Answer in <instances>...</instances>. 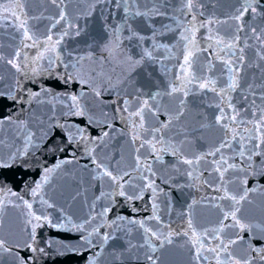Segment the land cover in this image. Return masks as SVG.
Here are the masks:
<instances>
[{
  "label": "water",
  "instance_id": "1",
  "mask_svg": "<svg viewBox=\"0 0 264 264\" xmlns=\"http://www.w3.org/2000/svg\"><path fill=\"white\" fill-rule=\"evenodd\" d=\"M201 2L203 6L196 10L197 27L199 22L209 18L219 21L226 20L234 9L240 6L242 0H201ZM5 3L6 0H0V14H2ZM24 3L23 11L28 14L30 30L43 41L49 34L50 25L54 23V19L49 18L57 17L60 9L49 3V0H24ZM88 3L89 0H65L64 10L68 14V21L83 29L79 36H75L72 29H67L69 35L64 37L57 49V53L63 57L65 62H68V53L82 52L86 47L85 41L92 42L103 23V16L100 14L102 6H98L91 16L84 14L88 10ZM153 3H156L158 7L166 8L168 18L156 17L151 21L138 18L132 23V27L145 36L140 48L152 50L153 44L166 46L159 47L154 51V55L159 57L161 63L152 66H149L148 62L145 63V68L150 77L155 79V84L144 86L140 76H137L134 81V84L140 87L144 93L142 98H148L157 91L161 93L154 101L150 100L149 102L159 105L162 111L155 117L146 113V127L155 125L157 120L166 121L169 114H175L178 99L175 96L164 95V92L167 83L174 81L175 77L180 74L179 65L183 63L186 46L188 49H192V45L181 38V34L191 36V32H184L185 28H191L189 23L191 15L186 9L181 11L184 0H140L141 10H146ZM201 11L203 16L200 15ZM32 17L36 18L32 19ZM244 22L245 30L240 33L241 46H243L244 40H247L250 45L244 50L245 59L249 63L259 62L258 57L255 56L259 42L248 31L247 25L256 26L258 29L264 27V17L252 19L246 15ZM13 23L11 17L7 23L0 21V24H4V27L0 28V44L3 45L0 51L8 58L13 51L22 47L20 44L21 34L9 26ZM146 23H151L157 32L155 38L149 39L152 36V29L145 27ZM235 24V21L228 20L226 24L218 23L211 27L214 33H219L227 40L231 38V34L235 33ZM65 28V22L61 21L55 29L51 30L53 39L62 34ZM160 33L164 34L160 35ZM207 34L205 28H199V31L195 33L197 46L201 49L212 43L205 39ZM140 48L132 47L131 54L135 56ZM218 51L219 49H215L213 45L208 52H195L191 71L198 76L207 72V75L218 78V86H220L227 80L228 74L226 70L221 72V63L216 60L214 54ZM24 52L27 53L29 67H32L31 61L36 55L37 49L27 48L24 49ZM45 55L53 54L45 53ZM220 55L223 58H228L231 54L220 53ZM21 60H23V53ZM210 61L215 67L211 71H207ZM40 66L47 68V61H41ZM153 68L156 69L155 72ZM62 75H64L63 70L57 68L54 73L33 76L31 72H28L27 76H21L16 74L10 65L0 62V76L3 77L0 80V92H10L14 86V79H18L19 86H17L15 95L18 98L23 97L24 101L28 100L30 93L38 92L42 88L48 89L52 94H59V98L49 104L47 101L51 100L52 96H45L42 93L38 99L45 102L37 103L36 100H33L31 105L16 103L6 96H0V119L14 116L17 120L27 121L28 129L37 133L33 137V146H29L27 155H23L16 150L25 148L28 129H18L15 125L6 124L3 132H0V138L4 141L3 144H0V161H8L10 164L8 167H0V200L5 202L3 211L0 212V224H2L0 239H3L6 246L10 247L12 252L18 254L27 264H90L93 259H95V264H114L112 252L122 251V249L114 248L113 245L126 244L129 239L133 243L143 242L142 229H138L135 225H128L126 221H118L120 229H117L115 225L112 227H108V225L117 217L147 220L153 214V204H156L158 206L156 213L160 217V223L151 220L147 222V226L165 233L170 229L173 233V243L165 244L155 253L160 257L158 264H206V262H197L193 259V251L188 243V237L182 233L187 230L189 215L197 231H200L219 225L222 217L220 208H224L225 211L229 210L230 202L213 199L222 194L214 190L219 183L218 175L211 167L201 162L200 168L190 177L186 175L188 166L180 163L179 157L172 156L170 153L162 155V163L157 162L150 150L139 148V141L133 143L132 136L136 133L126 121L119 117L117 110L121 99H131V97L114 89L103 92L100 98L103 103H101L83 85L76 82L65 84L59 78ZM242 75L255 76L257 83L259 82V74L255 68H247ZM241 83L244 84L245 81L242 80ZM21 88L23 91L20 90ZM81 91L86 93L81 103L88 108L90 115L93 116L95 121L93 123H89L88 117L64 115L68 111L69 100L67 97L71 94H79ZM237 100L238 94L234 93L233 102L237 103ZM187 101L185 115L181 117L180 121H174L165 138L171 137V142L177 145L186 156L191 157L212 150L220 142L222 131L214 121L217 110L215 107L208 106L218 102L214 94L207 93L205 95L199 92L189 94ZM257 104H260L259 100H257ZM237 106L240 105L237 103ZM53 115L60 124L78 125L81 128H86L90 138L98 139L105 131H108L109 136L99 146H85L82 143L70 144L67 142L66 132L60 128H52L41 140L40 125L36 118L39 117L47 124L48 117ZM246 127L252 129L251 124ZM184 134H186L185 142L178 144V141L185 139ZM253 135H258V133L253 131ZM230 142L233 144V149L225 148L223 150L226 158L232 157L233 150H240L236 141ZM252 143H249L247 139L243 141V145L247 148L252 147ZM86 147L94 148L93 155L97 162L113 171L114 175H121L125 171L130 174L124 177V181L130 182L125 184V191L130 195L139 194L146 183L141 179L142 172L135 170L136 157L139 156L141 164L145 161L151 164L156 175L150 179H154L158 186L155 199H153L150 189H143L142 198L132 201L119 195L109 198L108 194L115 193L117 189L107 177L99 178L98 174L102 169L96 168L92 162V156L86 154ZM137 148L139 151H136ZM10 154H15L14 160L9 161ZM211 159L213 158L209 157V160ZM255 159L258 163L261 158L256 157ZM62 160L72 162L49 173V182L43 186L42 193L33 197L32 189L44 178L45 170L55 169V165ZM229 162L233 161L230 159ZM235 162L239 163V159L237 158ZM94 176L97 178L94 179ZM197 176L199 179L196 178ZM244 178L243 173L231 170L226 173L225 180H231V183L228 184L229 191L239 196L245 188H264V176H249L246 185L242 184ZM205 181L207 183H204ZM11 193H16V196ZM102 193L104 195H101ZM17 197H23V200L17 199ZM23 201L31 203L32 209H27ZM193 201L196 203L193 204ZM50 204L53 206L49 207ZM214 204H219L220 207H215ZM189 205H191V209H189ZM104 208H111V211L106 216H101L100 213ZM29 211L35 212L38 216L47 217L56 227L42 220L41 226L35 229V238L33 239V225L27 223L31 219L28 215ZM238 215H241L245 222L254 226L253 233H241L244 240L247 241L249 235H258L259 229L264 228V190L250 192L248 201L242 203L241 212ZM89 220L90 223H85ZM33 223L36 222L33 221ZM225 223H231V221H225ZM79 225H83L82 230L78 228ZM97 228L99 232L94 231ZM128 228L132 230L130 234L127 232ZM89 233H92L89 237L92 241L91 246L84 241V237ZM106 233L113 234L117 239L110 240L105 244L102 236ZM229 236L235 238V230L227 229L224 238L227 239ZM155 243L159 247V241H155ZM251 243L257 246L259 244L256 239H253ZM25 244H30L37 251L32 252L24 246ZM242 245L243 242L240 246ZM39 249H43V252H40ZM144 251L146 249H142L139 254L143 255ZM97 253H99L98 257ZM0 264H19V262L9 253L0 252ZM131 264H146V262L141 259L132 261ZM212 264L215 262L212 261Z\"/></svg>",
  "mask_w": 264,
  "mask_h": 264
},
{
  "label": "snow or ice",
  "instance_id": "2",
  "mask_svg": "<svg viewBox=\"0 0 264 264\" xmlns=\"http://www.w3.org/2000/svg\"><path fill=\"white\" fill-rule=\"evenodd\" d=\"M49 3L55 5L60 11L57 17L49 18L54 19V23L50 25L49 34L41 41L30 30L28 14L23 11L25 7L24 0H6L2 14H0V21L7 23L9 17H11L14 23L9 26L21 34L20 44L22 47L13 51L10 58L5 57L3 52L0 51V62L10 65L15 70V73L21 76H27L28 72H31L33 76L42 73H54L55 69L61 68L64 75L59 78L65 84L76 82L79 85H83L101 103H103L100 100L103 92L114 89L123 92L125 96L131 97V99L122 98L117 111L119 117L126 121L136 133L132 136L133 143L139 141V148L150 150V153L154 155V159L157 162H163L162 155L164 153L178 156L179 162L188 166L186 175L190 177L193 175V172H196L200 168L201 162H203L208 167H211L219 177V183L214 190L222 194L213 199L230 202L228 206L229 210L225 211L224 208H220L222 217L219 225L216 227L204 228L197 231L191 216H188L187 230L182 234L188 237V243L191 245L193 251V259L197 262H206V264H212V261L215 264H264V228L259 229L258 235H249L248 240L245 241L241 233H253L254 226L245 222L243 217L238 215L241 212L242 203L248 201L249 193L261 191L264 188H245L243 193L237 196L229 191L228 184L231 183V180H225V174L230 170L232 172L243 173L245 178L242 180V184L245 185L248 182L247 177L249 176H264V27L258 29L256 26L247 25L248 31L259 42V48L255 52V56L258 57L259 62L249 63L246 61L244 50L250 47V45L247 43V40H244L243 46H241L240 37V33L246 27L244 22L246 15L252 19L264 17V3H262V0H242L240 6L235 8L226 20L219 21L209 18L206 21L199 22L198 27L196 10L203 6L201 0H184L181 11L183 12L186 9L191 15L189 22L191 28H185L184 32H191V36L181 34V38L188 41L192 45V49H188L186 46L183 63L179 65L180 74L175 77L174 81L167 83L166 91L164 92V95L169 97H177L178 104L176 111L174 115L169 114L166 121L157 120L155 125L147 127L145 122L146 113L155 117L162 111L159 105L151 104L149 101H154L161 93L157 91L148 98H142L144 97V93L140 87L134 84V81L137 76H140L144 86L155 84V79L150 77L145 68V63L148 62L149 66L161 63L159 57L154 55V51L158 50L159 47L166 46L153 44L152 50L140 48L142 42L145 40V36L136 28H133L132 23L138 18H144L145 21H151L156 17L168 18L167 9L158 7L156 3H153L146 10H141L140 0H89L88 10L84 14L91 16L98 6H102L100 14L103 16V23L92 42L85 41L86 47L82 52L77 51L75 54L68 53V62H65L63 57L57 53V49L64 37L69 35L67 29H72L75 36L81 35L83 29L81 26L68 21V14L64 10L66 6L65 0H49ZM200 15L203 16L202 11ZM35 18L32 17V19ZM228 20L235 21L236 24L235 33L231 34V38L226 40L219 33H214L211 26L218 23L226 24ZM61 21L65 22L66 28L62 34L53 39L51 30L55 29ZM2 27H4V24H0V28ZM145 27L152 29V36L149 39L157 36V32L151 23H146ZM164 27L166 28L167 26L165 25ZM199 28L207 29L208 34L205 39L212 42L208 44V47L203 49L197 46L198 42L195 40V33L199 31ZM163 34L160 33V35ZM133 42L135 43L133 44ZM213 45L215 49H219L214 54L216 60H219L221 63V72L223 73L226 70L228 74L227 80L220 86H218V78L207 75V72L198 76L191 71L194 53L200 51L208 52L209 48H212ZM132 47L140 48V51L135 56L131 54L130 49ZM2 48L3 45L0 44V49ZM27 48L37 49V53L31 61L32 67H29L28 56L24 52V49ZM237 52L239 53L238 55ZM22 53L23 60H21ZM45 53H52L53 55L46 56ZM220 53H225V55L230 53L231 55L228 58H223ZM43 60L47 61V68L40 66V62ZM214 67L215 65L210 61L207 65V71H211ZM247 68H255L257 70L259 74L258 83L257 77L242 75V73L246 72ZM137 69H140V71H137ZM153 71L155 72L156 69L153 68ZM166 71L167 69L165 68ZM2 79L3 77L0 76V80ZM242 80L245 81L244 84L241 83ZM17 86H19V80L14 79V86L11 91L8 93L0 92V96H6L16 103H26L28 105H31L33 100H36L37 103H44L45 101L38 99L42 93L45 96H52V99L47 101L49 104H52L53 101L59 98V94H52L48 89L42 88L38 92L30 93L28 100L24 101L23 97L18 98L15 95ZM129 88L131 89L130 91L128 90ZM20 90L23 91L22 88ZM197 92L205 95L207 93L214 94L218 102L214 105L209 104L208 106L215 107L217 110L214 121L221 129L222 135L220 142L212 150L189 157L177 145L171 142V137L167 139L165 137L174 121H180L181 117L185 115V107L188 103L187 97L189 94ZM234 93L238 94L237 103L240 105L239 107L237 103L233 102ZM85 95L86 93L83 91L79 92V94L69 95L67 97L69 100L68 111L64 115L88 117L89 123H93L95 122L93 116L90 115L88 108L81 103ZM257 100L260 101V104H257ZM36 119L40 125L41 140L52 128H60L66 132L67 142L70 144L82 143L85 146H99L109 136L108 131H105L98 139L90 138L86 128H81L78 125L60 124L55 120L54 115L48 117L49 122L47 124L39 117ZM6 124L15 125L18 129H28L27 121L17 120L14 116H8L0 119V132H3ZM249 124L252 125V129L246 127ZM201 127H204V125H201ZM253 131L258 133V135H253ZM36 135L37 133L28 129L25 137V148L23 150L17 149L16 151L27 155L28 147L33 146V137ZM184 135L185 139L178 141V144L185 142L186 134ZM245 139L249 143L253 141L255 143H252V147L247 148L243 145ZM230 141H236L237 145L240 146V150H233L232 157L226 158L223 150L225 148L233 149V144ZM3 143V139L0 138V144ZM139 148L136 151H139ZM85 150L87 155L92 156V162L96 168L102 169L98 174L99 178L107 177L115 185L117 190L115 193L108 194L109 198L119 195L128 201H132L133 199L142 198L143 189H150L153 199H155L158 186L155 184V180L150 179V177H154L156 173L147 161L141 164L139 156L136 157L135 170L142 172L141 179L146 183L139 194L130 195L125 191V184L130 182L124 181V177L130 174L125 171L121 175H114L113 171L109 170L102 163L97 162L93 155L94 148L86 147ZM209 157L213 159L209 160ZM256 157L261 158L258 163L255 159ZM237 158L239 159V163L235 162ZM14 159L15 154H10L9 161ZM230 159L233 162L230 163ZM71 162L70 160H62L55 165V169H46L44 178L32 189V196L36 197L42 193L43 186L49 182V173ZM8 166H10L8 161H0V167ZM93 178L97 177L94 176ZM196 178L199 179V176ZM204 183H207V181ZM209 187H212V185H209ZM11 195L16 196V193H11ZM101 195H104V193ZM17 199L23 200V197H17ZM23 203L27 209H32L31 203L28 201H23ZM195 203L196 201H193V204ZM4 206L5 202L0 200V212L3 211ZM52 206L51 204L49 205V207ZM214 206L220 207L219 204H214ZM152 207L153 214L147 220L117 217L108 225V227L115 225L117 229H120L118 221H126L128 225H135L138 229H142L143 242L133 243L129 239L126 244L113 245L114 248L122 249V251L112 252L114 264H131L132 261H139L141 259L146 264H158L160 257L156 256L155 253L162 249L165 244L171 245L173 243V233L170 229L169 232L165 233L159 229L153 230V228L147 226V222L151 220L157 221L158 224L160 223V217L156 213L158 206L153 204ZM189 209H191V205H189ZM109 211H111V208H104L100 215L106 216ZM28 215L31 219L27 223L33 225V239L35 238V229L41 226L40 222L42 220L56 227L47 217L38 216L32 211H29ZM229 220L231 223H225V221ZM33 221L36 223H33ZM85 223H90V220L85 221ZM78 228L82 230L83 225H79ZM229 228L235 230V238L229 236L225 239L224 234ZM94 231L99 232V229L97 228ZM131 231V228L127 229L128 234ZM91 235L92 233H89L88 236L84 237V241L89 246L92 245V241L89 238ZM115 239L117 238L111 233H106L102 236L105 244ZM253 239L259 242L258 246L251 243ZM155 241H159V247H157ZM241 242H243L242 246H240ZM24 246L28 247L32 252L37 251L30 244H25ZM142 249H146V251L143 252V255H140L139 253ZM39 251L43 252V249H39ZM0 252L9 253L19 264H27L18 254L13 253L10 247L6 246V242L3 239H0ZM96 255L98 257L99 253ZM90 264H95V259Z\"/></svg>",
  "mask_w": 264,
  "mask_h": 264
}]
</instances>
